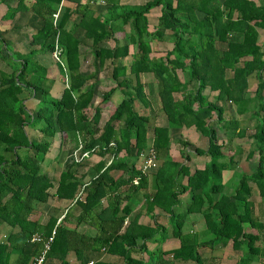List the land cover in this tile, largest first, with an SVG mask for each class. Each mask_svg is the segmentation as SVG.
I'll return each instance as SVG.
<instances>
[{"label":"trees","instance_id":"obj_1","mask_svg":"<svg viewBox=\"0 0 264 264\" xmlns=\"http://www.w3.org/2000/svg\"><path fill=\"white\" fill-rule=\"evenodd\" d=\"M9 1L16 5L12 7ZM94 1H0L7 8L6 21L18 13L31 14L27 25H13L24 34L31 30L24 53L13 51L4 38L6 32L0 31V224L12 228L0 242V264H29L41 248L31 242L32 237L47 238L54 229L47 258H56L59 264H71L70 253L76 254L77 264H116L105 259L107 255H117L121 264H223V256L235 257L233 264H264V223L251 202L255 192L264 201V43L259 33L264 30V0L258 4L227 0L223 10L214 12L200 5L201 0H193L198 4L188 7L189 0H149L136 6L120 5L118 0H104V6H96L90 3ZM61 3L54 25L53 14ZM182 5L183 10L202 11L205 20L181 22L177 15ZM101 7L105 11L99 14ZM155 8H161V16L158 28L150 32L148 14ZM233 10L237 12L234 16ZM117 26L129 27L123 44L115 39ZM78 29L90 41L93 74L81 72L84 44L77 37ZM167 33L172 46L161 57L152 56L150 41H164ZM233 34L241 38L236 40ZM56 46L62 63L54 62L60 72H67L68 87L62 75L63 88L53 96L54 80L38 58L53 56ZM131 46H135L134 54ZM129 56L133 78L122 63ZM106 70H110L114 86L95 104L97 77ZM142 73H152L157 80V96L168 122L165 127H156L134 108L137 99H144ZM179 73L187 80L182 81ZM252 76L259 81L253 98L248 96ZM192 83L196 88H190ZM128 89L133 94L125 92ZM117 90L122 91V100L100 126L103 104ZM175 94L181 97L176 99ZM228 106L240 114L251 107L253 115L248 119L256 120L252 134L246 133L250 121L242 127L231 116L226 118ZM218 126L249 141L247 160L257 156L253 173L235 172L237 162L227 156ZM182 127H195L205 136L206 150L181 151V163L166 159L151 177L142 174L134 162L149 147L147 140L158 157L166 158L170 142L184 150L189 146V142L171 137L173 130ZM65 135L75 140L78 135L85 149H98L95 156L102 160L88 168L90 160L73 163L69 157L58 178L43 172L40 166L55 139L59 151L53 161L60 163L67 144ZM110 142L116 145L110 150L115 160L103 170L107 161L101 149ZM121 151L124 155L118 156ZM234 151L242 153L240 146ZM85 168L93 175L82 173ZM115 171L124 175L115 178ZM228 171L233 178L226 191L224 174ZM85 183V197L76 202L82 212L75 226L55 227L56 220L51 219L43 227L33 217L36 207L51 199L74 201ZM135 198L145 201L152 214L150 222L129 219ZM155 209L168 214L166 221L160 223L152 213ZM191 216L202 220L211 238L200 241L197 232L185 231ZM79 223H87L95 233L78 231ZM170 238L177 240V246L163 250ZM218 248L224 250L223 256L212 254ZM14 254L17 259L11 263Z\"/></svg>","mask_w":264,"mask_h":264},{"label":"crops","instance_id":"obj_2","mask_svg":"<svg viewBox=\"0 0 264 264\" xmlns=\"http://www.w3.org/2000/svg\"><path fill=\"white\" fill-rule=\"evenodd\" d=\"M83 1L85 2L87 0H83ZM147 1H149V0H118L117 3L120 4V5L136 6V5H142V4L146 3ZM226 1L227 0H201L199 4L202 5L203 7H205V9H207L208 11L214 12L216 9L223 10L224 9V4H225ZM254 1L257 4L260 2L259 0H254ZM192 4H198V3L196 1L189 0V2H187L185 7H188V5H192ZM10 5L12 7H14L16 5V3L12 2ZM0 7L4 8L3 12L0 14V18H1L0 24H2V25H0V31L1 32H6V34L4 35V38L9 41L10 46L12 47L13 51L24 53L27 41H29V39H30L31 32L29 34L28 33L21 34L20 32L16 31L17 28H15V29L13 28L14 27L13 25H19V26L20 25H27L29 20H30V18H31V14L27 13L26 15H20V13H18L14 17V19H12L11 21H6V20L3 19V16L6 13L7 8H6V6L4 4H1ZM181 9H182V12L178 13V15H177V17L179 18V20L181 22L194 23V22H197V21H200V20H203V21L205 20V17H206L205 13H203L202 11H200L198 9L183 10L184 9L183 5L181 6ZM104 11H105V7H101V8L98 9V13L99 14L104 13ZM232 14H233L232 16H234V15L237 14V12L233 10ZM23 16H25L26 21L23 24H21L20 20L22 19ZM160 16H161V8H155V9H152L149 12V14H148V28H149L150 32L155 31L158 28ZM78 21H79V19L76 18L75 22H78ZM204 23H206V22H204ZM205 25H206V28H208V24L206 23ZM10 26H11V29L8 31ZM128 32H129V27H124L123 28V27L117 26L115 28V39L120 44H123L124 43V37H125V35ZM76 33H77V37L79 39H81L83 44H84L83 48L81 49V52H82L81 57L84 58V60L82 61L81 72H82L83 75H89L91 73L93 74L94 68L91 66V64L93 65V63H91L89 61L90 55L88 54L89 51L91 50L90 41L83 37L82 30L78 29ZM259 33H260V41L262 43H264V30L261 29L259 31ZM168 35L169 34L167 33L166 34V39L164 41L161 40V39H158V40L154 39L153 41H150V46L152 48V56H155V57L159 58V57L162 56V53L164 51H166L168 48H170L172 46V39ZM233 37H235V39L238 40V39L241 38V35L240 34H236V35L233 34ZM21 46L24 47L23 51L20 48ZM109 46H111V45L109 44ZM134 51H135V46H131L130 47L131 54H134ZM4 54H5V52H4ZM38 60L41 61L42 65L47 68L48 75H49L48 77L53 78V80H54V85L52 87L51 94L53 96L58 95L61 92L62 88H63L62 75H64L65 88H66V85H68L67 72L65 71L64 74H63V71L60 72V69H58V66L54 62L52 56H40L38 58ZM131 62H132V57L131 56H129V57H127V58L122 60V63L127 68L126 74L128 75V77L133 78V76L129 74V67H130ZM179 75H180V78H181L182 81H186L187 80V78H186V76L184 74L179 73ZM97 78H98V81H97V85H96L95 104H98L101 101L102 97H100V95H102V93L104 91H107V90H109L110 88H112L114 86V83L112 81H110V79H109L110 78V70L101 71ZM139 80H140V82L142 84V88H143L142 92H143L144 99L143 100L137 99L135 101V103H134V108L140 114L147 115L149 118H151V122H153V124L155 125L156 119L159 118V111L161 112V114H163L162 109H161V104H160L159 98L157 96V93H158L157 80L155 79V77H154V75L152 73H142V74H140L139 75ZM252 80L254 82L251 84ZM258 84H259V81L255 78V76H252L250 78L249 88H248V96L249 97L253 98L254 91L256 90ZM134 86H135V84L133 83V85H131V87H134ZM190 88H196V85L194 83H192L190 85ZM128 90L125 91V92H128V93L130 92V93L133 94V90L132 89H128ZM174 97L177 99V98H180L181 96L179 94H175ZM121 100H122V91L120 92V91L117 90L116 92L113 93L111 99L109 101H106L103 104L102 112H101L100 126H102L108 120L109 116L117 108V106L121 102ZM229 108L230 107L228 106V109ZM249 108H250V111L248 112V114H252L253 115V110L251 109V107H249ZM243 113L244 112L242 111V114H240L239 112L236 111L235 107H232L229 110H226L225 116H227L226 118L231 116L235 120L239 121L240 126L242 125V127H243L244 125H246L245 120L248 119V117H249V115H248L247 118H245ZM161 118H162V116H161ZM165 119H166V117H165ZM250 121H253L254 124L252 126L251 132L246 131L247 134H252L253 133V128H254V126L256 124V120L255 119H251ZM163 123H164V121H163ZM163 123L161 125H155V126H157V127H165L168 124L167 120H166V125H164ZM182 128H187V129L193 128L194 131H196L195 127H182ZM249 129L250 128H247V130H249ZM218 131H223L222 134H224V135L225 134H227V135L229 134L230 135V137H229L230 140L229 139L228 140H229V144L231 143V146H225L226 143L224 144V141L222 142L220 139L219 140L222 143V145L226 147L225 150H226L227 156L228 157L229 156H233L234 161L237 162V167L235 169V172H237L238 170H242V171L245 172V170L243 168L239 167V163L240 162L238 160H235V158L237 156L243 154V150H242V153H240V154L236 153L234 151L235 150V146H239L240 141L243 138L240 139V138L234 137L235 132L232 131V130H228L227 131V130H224L223 128H221V127H218L217 135H218ZM196 132L198 133V131H196ZM177 133H178V129H175V131L173 130V132L171 133L172 139H174V138L175 139H183V140L189 142V146H191L190 141L188 139H184L182 137H178ZM200 138L202 140H206L205 143H207V146H208L207 138L205 136H202V135L199 134L198 140ZM65 139L67 140V142H66L67 144L63 148V152H62L61 156L59 157L60 164H61L60 165L61 166L60 171L63 170L65 163H67V161H68V159L70 157V154H71L72 150L75 147V142H76L74 136H71V135H67V136L65 135ZM58 141H59L58 139L54 140V145H53L52 149L50 150V152L47 154L46 160L48 159V162H49V159L51 161H53L57 157V154H58V151H59L58 150ZM196 148L201 149V150H205L202 147H196ZM194 149L192 148V150H189L188 147H187L186 150H184L179 144H177L175 142H170V151H169V153H167L166 158L158 157L159 168L161 167V165L164 162H166L165 161L166 159L169 160V161L176 162V163H181L182 162L181 151L183 153L184 152L185 153L188 152L190 154L191 153L194 154ZM249 149H250V147H249ZM122 155H124V151H121L118 156H122ZM246 157H247V155H246ZM256 158H257V156H253V158L250 159V160H247V158H246V161L248 163H250L254 167L253 168L254 171H255L256 165H257ZM100 160H102V159L97 157V156H92L91 159H90L91 164H90V166L88 168H91L94 164L99 163ZM104 160L107 161V157H105ZM131 161H132L131 158H130V161L128 159L129 163H131ZM52 164H54V162ZM134 165L136 167L138 166L137 159L135 160ZM47 166H48V163H46V166H44V167H47ZM44 167H43L42 171H44L46 173H50L52 171V169H50V166L47 167V168H44ZM88 168L82 169L81 170L82 173L83 172H89L90 173ZM154 173H155V171H150L149 173H147V175H149V177H151ZM225 174H228V177L226 178V180H224L225 190L227 191V190H230V186L228 187V185L229 184L231 185V181H232V178H233V173L228 171ZM122 175H124V174L121 171H115L114 172L115 178H118V177H120ZM52 177H55V176H52ZM147 191L150 192L151 190L148 189ZM140 195H139L138 199L140 198ZM257 198H259L260 200L255 202V199H257ZM137 201H138L137 198H135L134 199V203L136 205L134 206L135 208L133 209L129 219H134L136 217L139 222H142V223L150 222L149 219H150L152 214L149 211L146 210L145 201H140V202H137ZM251 202H252V204H253V206L255 208L256 214L259 217H260V215L264 216V215H262V214H264V201L259 196L258 192L254 193V195H253V197L251 199ZM81 212H82V209L77 205V203H73V201L72 202L71 201H64V200L61 201V200H58V199L55 198V199L49 200L45 204L38 205L36 207V213L34 214L33 217L36 218L38 223L41 226H43V227L46 224H48V222L51 219H54V220H56L55 226L57 224H58L57 226H59L60 224H63L66 227L69 228V227H73V226L76 225L77 218L79 217ZM152 213L155 214L156 217H158V219L160 220V223L166 221L164 218L168 217V214H164L163 211H161V209H155L154 212L152 211ZM198 218L199 217H197V216L189 217V219L187 220L186 226H185V231L186 232H191V231L197 232L200 239L203 236H204L203 238H205V239L206 238H211V237L207 236V233L205 231V227H204V225L202 223V220H200ZM260 219H261V217H260ZM263 220L264 219H261V221L264 223ZM192 222H193V224H192ZM197 225L201 226V228H198ZM11 231H12L11 227H9V226H7L5 224H0V242L3 241L6 238L7 234H9ZM78 231H80L82 233H85V234H88V235H93L95 233V229L93 227L89 226L87 223H79ZM176 246H177V240L170 238L169 240H167V242L164 245H162V248H163V250H166V249H172V248H174ZM150 247H153V244H150ZM223 251L224 250L220 249L219 253L222 254ZM17 255L18 254H14V255L11 256L12 257L11 260H10L11 263L16 261ZM134 256L137 257L136 255H134ZM214 256H220V255L217 254V255H214ZM68 258H69V261L71 262V264H77L76 263V254L75 253H70L68 255ZM108 258H109V262L116 263V264H121V261H120V259L118 258L117 255H114V256H111V257H110V255L105 256V259H108ZM45 264H59V261L56 258H49V259L47 258Z\"/></svg>","mask_w":264,"mask_h":264},{"label":"built area","instance_id":"obj_3","mask_svg":"<svg viewBox=\"0 0 264 264\" xmlns=\"http://www.w3.org/2000/svg\"><path fill=\"white\" fill-rule=\"evenodd\" d=\"M92 5L96 6H104L105 2L104 0H96L94 2H90ZM62 10V3L59 5L57 11L53 14V23L56 25L60 12ZM59 50L56 46L55 51L53 53V58L58 63H62L60 57H59ZM68 87V85H66ZM116 145L114 142H110L107 147H103L101 149L102 153H105L107 157V163L104 166L103 170H105L107 167L111 165V163L115 160V155L113 153H110L111 149H115ZM98 149H85L84 142L79 138V136H76V143L75 147L72 150L70 154V158L72 159L73 163H78L82 160H90L92 156H95ZM137 169L142 174H147L150 171H155L159 168V160L156 152L154 151L152 146H149L145 151H142L138 157H137ZM102 170V171H103ZM134 183H136V180H134ZM88 186V183H85L80 191L78 192L77 196L75 197L73 203H76L77 201H82L85 197L84 190ZM58 225V224H57ZM57 225L55 227H57ZM55 238V229L51 232L50 236L47 238L43 237L42 235H34L31 239L32 243L40 244L41 248L37 255H35L31 262L29 264H45L47 260V254L50 251L51 244L54 241ZM87 264H93V261L88 262Z\"/></svg>","mask_w":264,"mask_h":264},{"label":"rangeland","instance_id":"obj_4","mask_svg":"<svg viewBox=\"0 0 264 264\" xmlns=\"http://www.w3.org/2000/svg\"><path fill=\"white\" fill-rule=\"evenodd\" d=\"M9 4H11L12 2L11 1H9L8 2ZM3 10H4V8L3 7H0V14L3 12ZM0 20H1V18H0ZM26 21V18H25V16H23L22 17V19L20 20V22H21V24H23L24 22ZM0 25H2V24H0ZM31 31V30H30ZM30 31L28 32V34L30 33ZM21 34H23L22 33V31L20 32ZM11 47V46H10ZM21 48V50L23 51V49H24V47H20ZM11 49H12V47H11ZM89 55H90V57H89V61L91 62V63H93L94 64V62H95V58H94V53L90 50L89 51V53H88ZM163 54V53H162ZM53 57V56H52ZM53 60H55L54 58H53ZM15 65V64H14ZM91 66L93 67V65L91 64ZM249 82H250V80H249ZM254 81L252 80L251 81V84L253 83ZM100 97H101V95H100ZM231 105V104H230ZM250 111V108L249 107H246V108H244L243 109V114H244V116H245V118H247V116L249 115L248 114V112ZM161 116H162V118H161ZM163 121H164V123H163ZM247 121H250L249 119H246L245 120V122L247 123ZM103 123V122H102ZM101 123V124H102ZM164 124V125H166V119H165V116L163 115V114H161V112L159 111V118H157L156 119V121H155V125H161V124ZM245 124V123H244ZM248 125H250V129L249 130H247V131H249V132H251V130H252V126H253V124H254V122L253 121H250V122H248L247 123ZM157 127V126H156ZM219 127V126H218ZM222 132L223 131H218V137H219V139L223 142L224 141V144L226 143V145L225 146H231V143L229 144V137H230V135L228 134H222ZM34 133V132H33ZM177 136L178 137H182V138H184V139H188L189 141H190V144H191V146H188V149L189 150H192V148L194 149V148H196V147H202L203 149H205L206 150V148H207V143H205V141L206 140H202L201 138L198 140V138H199V134L196 132V131H194V129L193 128H189V129H187V128H178V133H177ZM149 136H147V138H148ZM229 139V140H228ZM147 144L149 145V146H151V144L152 143H149L148 142V140H147ZM234 144V143H233ZM232 144V145H233ZM147 145V146H148ZM239 146L242 148V150H243V154H241V155H239V156H237L236 158H235V160H238L240 163H239V167L240 168H243L244 170H245V172L247 173V174H250V173H252L254 170H253V166L250 164V163H248L247 161H246V155H247V153H248V151H249V147H250V145H249V141L248 140H246L245 138H243L241 141H240V144H239ZM54 161H51L50 159H49V162H48V159L47 160H45L43 163H42V165L40 166V168H42L43 169V167L44 166H46V163H48V166L47 167H49L50 166V169H52V171L50 172V173H48L50 176H55L56 178H58V175H59V173H60V169H61V164L59 163H56V164H52ZM52 166V167H51ZM47 167H44V168H47ZM89 171H90V176L91 175H93L92 173V170H90L89 169ZM44 172V171H43ZM228 177V174H225L224 175V179L226 180V178ZM231 187V185L229 184L228 185V187ZM260 199L259 198H257V199H255V202H257V201H259ZM262 215H264V214H262ZM260 217H261V219H264V216H261L260 215ZM264 221V220H263ZM185 226H186V224H185ZM184 226V227H185ZM198 226V228H201V226H199V225H197ZM208 236L209 237H212L211 235H209L208 234ZM204 237V236H203ZM203 237H201V239H200V241L201 240H205V238H203ZM221 248H218V250H216V251H213L212 252V254L213 255H220V256H223L222 254H220L219 253V250H220ZM233 254V253H232ZM231 254V255H232ZM236 255V254H235ZM237 256V255H236ZM223 259H224V261L226 262V263H223V264H233V262H235V257H232V256H230L229 258L227 257H225V256H223Z\"/></svg>","mask_w":264,"mask_h":264}]
</instances>
